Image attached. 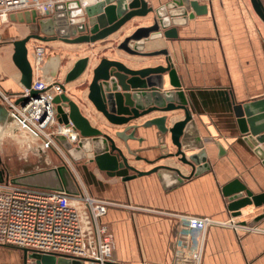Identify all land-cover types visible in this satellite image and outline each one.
Segmentation results:
<instances>
[{
    "label": "crops",
    "instance_id": "obj_1",
    "mask_svg": "<svg viewBox=\"0 0 264 264\" xmlns=\"http://www.w3.org/2000/svg\"><path fill=\"white\" fill-rule=\"evenodd\" d=\"M145 1L168 18L172 23L170 27L174 28L169 39L162 37L146 42L145 51L169 50L193 117V124L187 129L190 147L185 155L204 151L207 168L190 176V167L177 159L160 160L164 152L157 146L154 128L138 130L136 135L142 142L132 141L130 146L141 159L129 157L130 164L140 171L160 165L174 167L188 178L178 182L170 172L163 170L160 175L151 173L122 181L119 177L107 176L88 160L80 164L78 176L84 182L85 190L109 203L102 217L114 244L109 264H170L182 215L206 217L212 221L203 235L201 264H264V200L235 211L229 209L228 198L222 193L225 185L238 180L254 196L264 195V166L239 134L233 110L234 105L264 98V23L250 0H198L200 11L192 19H185L172 0ZM185 9L187 13L192 12L190 6ZM152 17L153 14H149L141 19V23L146 24ZM133 29L134 25L127 24L121 31L98 42L95 49L116 45L114 41ZM26 35L25 24L9 19L3 22L0 18V92L14 101L23 87L20 72L11 59L12 42ZM38 45L44 48L40 77L62 83L77 57L66 58L63 62L61 51H85L88 44L31 40L27 44L31 65L32 49ZM112 59H120L132 68L164 65L163 57L117 56ZM69 87V84L65 85V93L80 103L81 99L71 94ZM171 89L168 75L164 74L163 91ZM85 93L86 90L83 95ZM0 105H3L1 99ZM159 115L151 114L138 123ZM172 115V121L183 117L182 111L172 112ZM92 123L96 125L93 120ZM165 142L167 151L173 152L174 147L167 140ZM216 143L222 146L224 155L218 156ZM26 157H18L23 166L26 164L25 168L14 174L7 169L8 173L18 176L27 173V165L38 169L44 164H53L42 151H35L29 159ZM73 200L83 225H86V210ZM231 219L238 221L241 228L233 229L228 224ZM199 242L200 233L196 232L193 247L197 248ZM0 264H23L22 251L0 246ZM26 264L36 263L27 260Z\"/></svg>",
    "mask_w": 264,
    "mask_h": 264
},
{
    "label": "water",
    "instance_id": "obj_2",
    "mask_svg": "<svg viewBox=\"0 0 264 264\" xmlns=\"http://www.w3.org/2000/svg\"><path fill=\"white\" fill-rule=\"evenodd\" d=\"M250 2L264 23L263 1ZM172 3L174 7L182 10L185 19H192L194 14L200 11L198 0H172ZM189 6L192 9L191 13H187L185 9ZM149 14H153L152 19L147 20L146 24L141 23V19L144 20ZM9 20L23 23L27 29L25 37L12 42L11 57L20 72V83L24 89H30L32 81V66L27 49V44L31 40L93 44L108 39L130 23L134 25V29L118 39L115 45L117 51L131 58H164V65L140 68H132L120 59L100 58L96 65L90 67L85 98L84 95H80V103L65 93V85L82 76L89 65V57H80L74 61L64 76L61 84L62 93L53 100L58 123L77 133L78 139L72 142L64 135H55L56 141L70 157L77 160L86 157L89 163L105 171L107 176L119 177L122 181L151 173L160 175L163 170L170 172L178 182L188 178L174 167L160 165L149 171H140L130 164L129 157L141 159L131 148L130 142H142L136 135L139 129L154 128L157 146L164 152L159 157L160 160L177 159L190 167V176L197 175L207 168L204 151L185 155V151L190 147L187 143L190 138L187 129L193 124V117L181 91L169 50L163 48L145 51L146 42L162 37L169 39L174 30L170 27L172 23L168 18L148 6L145 0H102L86 6H82L78 0H73L57 4L52 15L39 16L31 10L10 14ZM164 74L168 75L171 90L163 91ZM20 95L15 103L25 105L30 98L37 97L38 92L30 90L29 95ZM233 110L239 134L264 166V98L234 105ZM175 111H182V119L172 121L174 118L172 112ZM154 113L161 115L138 123L142 118ZM6 118L7 110L0 105V123H4ZM165 140L174 147L173 152L167 151L168 145ZM216 147L218 156L225 154L219 143H216ZM3 182L61 191L72 196L79 194L78 186L64 164L12 176L0 159V183ZM222 193L228 198L229 209L235 211L251 203L260 204L264 200V195L254 196L238 180L225 185ZM22 259L23 264H26L27 260H33L36 264H83L82 260L28 252L26 249L22 250Z\"/></svg>",
    "mask_w": 264,
    "mask_h": 264
},
{
    "label": "built area",
    "instance_id": "obj_3",
    "mask_svg": "<svg viewBox=\"0 0 264 264\" xmlns=\"http://www.w3.org/2000/svg\"><path fill=\"white\" fill-rule=\"evenodd\" d=\"M68 1L73 0H0V18L7 22L10 14L31 10L39 16L52 15L57 4ZM78 1L86 6L102 0ZM32 50V81L30 89L23 88L21 95H29V91L34 90L38 96L21 105L0 92L7 110V118L0 126L15 124L30 139L25 138L27 147L37 146L46 151L47 156H57L64 163L66 156L55 135H64L72 142L78 139L77 133L58 123L53 100L62 93V83L40 77L44 48L38 45ZM70 135L74 139H69ZM77 186L79 194L72 196L61 191L0 183V246L82 260L87 264H109L114 244L102 222L109 203L90 195L83 184L77 183ZM71 200L79 202L86 210V225ZM211 223L206 217L180 216L170 264H201L203 235ZM228 224L233 229L241 228L234 219ZM196 232L200 233V242L194 248Z\"/></svg>",
    "mask_w": 264,
    "mask_h": 264
},
{
    "label": "rangeland",
    "instance_id": "obj_4",
    "mask_svg": "<svg viewBox=\"0 0 264 264\" xmlns=\"http://www.w3.org/2000/svg\"><path fill=\"white\" fill-rule=\"evenodd\" d=\"M264 3V0H262ZM117 40L114 41L113 43L116 44ZM93 43V44H88L85 51H78L76 53H69L64 51H61L64 53L63 56V62L66 61V58L69 57H84V56H88L89 57V65L87 67V69L85 70V72L82 74V76L80 78H78L76 81L72 82V83H76V84H72L69 83V92L71 94H73L77 99H80V95L83 96V92H85L86 88H87V84L89 82L90 79V72H91V68L94 63L96 64V61H98L100 58L102 57H110V58H115L117 56H122L123 58L126 57V54L121 52V51H117L116 46L112 45L110 48H99L98 50H96L95 48H97V44ZM96 44V45H95ZM95 50V51H94ZM69 55V56H68ZM80 55H84V56H80ZM75 59V61L77 60ZM74 63V62H73ZM73 65V64H72ZM72 67V66H71ZM70 67V68H71ZM79 80L81 83H77ZM85 98V95H84ZM1 130H0V159L2 160L3 165H5V167L7 169H9L13 174L14 171H19L22 167L25 168V165L23 166V163L19 162L18 157L24 156L27 159H29V156L33 155L35 151H42L43 154L52 159L53 160V164H44V166H40L38 167V169H33L32 167L29 166L27 169V172H35V171H39V170H44V169H48V168H52V167H58L61 165H65L67 167V169L69 170V172L72 174L74 181L76 182V184H83L84 182L79 178L78 176V172H79V166L80 164L83 165L85 163H87V158L83 157L80 158L79 160L77 159H73L72 157H70L68 155V153L66 152L65 149H63V147L61 146L63 153L66 156V161H64V163L62 162V160L60 158H58L57 156L52 155L51 157L47 156L46 151H44L43 149L37 147V146H32V147H27L26 146V142H25V138L30 140L26 135L23 134L22 131H20L15 124L13 123H9V124H4L1 125ZM24 135V136H23ZM35 145V144H34ZM48 152V151H47ZM85 155H87V153H85ZM90 165V164H89ZM92 166V165H91ZM84 185V184H83Z\"/></svg>",
    "mask_w": 264,
    "mask_h": 264
},
{
    "label": "bare ground",
    "instance_id": "obj_5",
    "mask_svg": "<svg viewBox=\"0 0 264 264\" xmlns=\"http://www.w3.org/2000/svg\"><path fill=\"white\" fill-rule=\"evenodd\" d=\"M71 135H72V134H71ZM71 135H70L69 139H74L73 136H71Z\"/></svg>",
    "mask_w": 264,
    "mask_h": 264
}]
</instances>
